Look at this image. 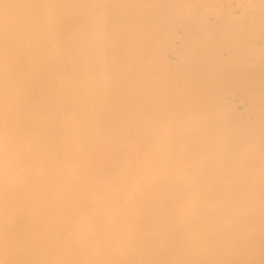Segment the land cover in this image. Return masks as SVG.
<instances>
[{"label": "bare ground", "instance_id": "obj_1", "mask_svg": "<svg viewBox=\"0 0 264 264\" xmlns=\"http://www.w3.org/2000/svg\"><path fill=\"white\" fill-rule=\"evenodd\" d=\"M0 264H264V0H0Z\"/></svg>", "mask_w": 264, "mask_h": 264}]
</instances>
